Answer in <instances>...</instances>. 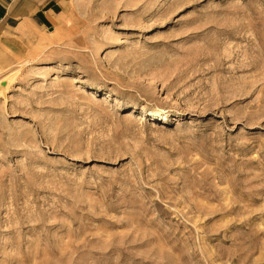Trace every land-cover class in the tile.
<instances>
[{
  "label": "rangeland",
  "instance_id": "obj_1",
  "mask_svg": "<svg viewBox=\"0 0 264 264\" xmlns=\"http://www.w3.org/2000/svg\"><path fill=\"white\" fill-rule=\"evenodd\" d=\"M58 1L0 33V264H264V0Z\"/></svg>",
  "mask_w": 264,
  "mask_h": 264
},
{
  "label": "crops",
  "instance_id": "obj_2",
  "mask_svg": "<svg viewBox=\"0 0 264 264\" xmlns=\"http://www.w3.org/2000/svg\"><path fill=\"white\" fill-rule=\"evenodd\" d=\"M59 4L58 0H0V33L5 28H10L18 23L21 24L16 29L27 24L34 26V23L24 21L31 20L34 22V16L38 21V17L41 16L50 22L49 18L54 15L52 8Z\"/></svg>",
  "mask_w": 264,
  "mask_h": 264
},
{
  "label": "bare ground",
  "instance_id": "obj_3",
  "mask_svg": "<svg viewBox=\"0 0 264 264\" xmlns=\"http://www.w3.org/2000/svg\"><path fill=\"white\" fill-rule=\"evenodd\" d=\"M7 79V78H6ZM0 86L1 87H4V90H7V89H9V87L7 86V84H6V82L5 81H3V80H0ZM1 93H3V90L2 91H0ZM0 93V94H1ZM4 94V93H3Z\"/></svg>",
  "mask_w": 264,
  "mask_h": 264
}]
</instances>
